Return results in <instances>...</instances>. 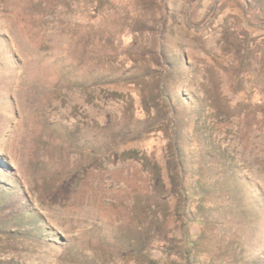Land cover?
<instances>
[{
    "label": "rangeland",
    "instance_id": "rangeland-1",
    "mask_svg": "<svg viewBox=\"0 0 264 264\" xmlns=\"http://www.w3.org/2000/svg\"><path fill=\"white\" fill-rule=\"evenodd\" d=\"M0 264H264V0H0Z\"/></svg>",
    "mask_w": 264,
    "mask_h": 264
}]
</instances>
